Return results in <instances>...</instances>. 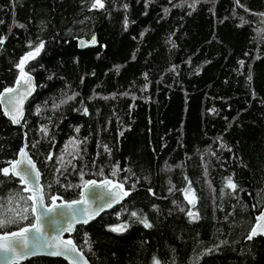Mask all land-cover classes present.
<instances>
[{"label": "trees", "instance_id": "trees-1", "mask_svg": "<svg viewBox=\"0 0 264 264\" xmlns=\"http://www.w3.org/2000/svg\"><path fill=\"white\" fill-rule=\"evenodd\" d=\"M192 2L104 0L103 9L89 10L88 0H0V36L6 38L0 91L14 85L16 63L32 51L28 45L44 42L24 68L38 89L23 121L43 185L52 183L51 192L64 200L78 198L80 189L65 190L53 174L73 137L87 138L79 145L83 159L59 177L61 184L82 183L80 170L83 180L112 178L119 164L128 171L115 179L128 177L127 189L135 185L123 203L69 235L92 264H152L153 256L161 264H264V236L246 239L264 207V23L257 15L264 0H199L195 10ZM94 34L98 46L80 49L78 40ZM74 93V100L53 108ZM23 140V128L0 105V168L16 159ZM228 176L237 189L222 193ZM188 181L195 208L179 191ZM21 187L0 174V195ZM189 209L199 219L191 220ZM131 211L146 214L153 227L135 222ZM122 221L126 231L108 230ZM21 264L68 263L38 256Z\"/></svg>", "mask_w": 264, "mask_h": 264}, {"label": "snow or ice", "instance_id": "snow-or-ice-1", "mask_svg": "<svg viewBox=\"0 0 264 264\" xmlns=\"http://www.w3.org/2000/svg\"><path fill=\"white\" fill-rule=\"evenodd\" d=\"M90 3L89 10H99L105 7L104 0H88ZM150 2V0H148ZM171 2V0H169ZM199 0H193L191 4H188L192 10H195L196 4ZM239 3V0H237ZM175 6V5H174ZM124 9L128 8L127 4L123 5ZM248 11L247 9H245ZM169 11L168 9L164 10ZM262 18L264 23V13L257 14ZM3 23V21H0ZM127 19H125V27H127ZM20 28H24L25 25L19 24ZM5 37L0 36V46L5 42ZM88 41H80V46H87ZM90 43L95 45L97 43L96 37H91ZM32 48V51L27 52L16 63L15 67L19 70V74L15 79L14 85L5 87L3 91H0V105H4L3 113L9 116L12 123L20 124L23 117V101L27 96L31 95L34 91L33 77L25 72L24 68L26 63L30 59H35L36 55L44 48V42L41 41L34 48L31 44L28 45ZM243 66V61L239 62ZM117 71L119 68L117 67ZM170 71H175L173 66ZM78 93L67 96L66 99L61 100L59 104H53V108H59L62 104L68 101L74 100ZM127 95V93H125ZM107 99V97H104ZM41 109H36L37 115L40 114ZM85 115L88 114V109L84 107L82 109ZM215 112V109H212ZM39 131L43 133L45 137L49 135V129L45 126H41ZM80 129L76 128L75 132L79 133ZM87 138L84 140H77L75 137L65 144L64 149L56 157L55 166L53 168L54 182L60 184L65 190L76 188L80 189L77 199L64 200L63 196L51 192L52 183L47 185L40 184V171L36 168V164L32 158L28 155L26 149L27 143L20 149L18 158L8 162L7 167L0 168V174L4 177L11 176L13 179L18 178V182L23 187L15 190H9L5 195H0V230L3 234L0 235V253H3V260L5 264H19L25 258L35 255H49V256H62L70 258L72 264H89L87 258L84 257L83 251L69 238L68 240L62 239L63 233H70L75 229L76 224H87L90 219H94L100 212L107 208H111L114 204L121 203V201L131 194L135 185L133 184L130 189L125 190L124 184L127 183L128 177H124L123 181L115 179L120 171H128L127 169L121 170L119 164L114 165L110 170V176L112 179L105 177L101 181L97 180H83L84 172L79 171V176L82 180L80 184H61L59 177L63 176L69 171H76V165L74 161L82 160L83 153L79 147L80 144L86 143ZM39 141H37L38 143ZM72 147V151H68L69 147ZM35 147V144H33ZM221 148L227 147L224 144H220ZM105 152H108L107 145H104ZM228 151H231L229 148ZM215 155V152H211ZM65 155L69 159L65 160ZM45 160L50 162L53 160V153L49 152L45 157ZM95 167V161H93ZM99 174L103 175V168L99 169ZM187 179V178H185ZM175 186L169 188V191H173ZM102 189L103 191L97 192L95 190ZM225 189H230L235 192L237 185L233 182L231 176L224 178V183L221 187L223 193ZM149 193L155 195L151 188L148 189ZM182 192L184 199L188 204L195 208L196 196L195 190L191 188V181H188V187L179 189ZM88 193H92L93 199L91 201L93 206H89ZM191 193V195H190ZM47 200V203H46ZM57 201H60L57 203ZM156 206L153 205V208ZM255 208L256 205H253ZM184 212V208L179 209ZM130 218H134L135 222L141 224L146 229H151L153 223H151L146 214L137 211L127 212ZM186 215L191 220L199 219V213L189 209ZM119 219V214L118 217ZM27 221V224L23 222ZM13 225L17 226V230L8 231ZM47 225V228L45 227ZM128 228V222L122 221L115 226H109L108 230L115 233H121ZM53 230L54 234L49 231ZM264 235V207H261L259 214L254 217V222L249 228L246 239L252 240L256 236ZM84 244L91 251V244L87 238L84 240ZM212 251V249H208ZM152 264H161V261L153 256ZM193 264H196L193 261Z\"/></svg>", "mask_w": 264, "mask_h": 264}, {"label": "water", "instance_id": "water-1", "mask_svg": "<svg viewBox=\"0 0 264 264\" xmlns=\"http://www.w3.org/2000/svg\"><path fill=\"white\" fill-rule=\"evenodd\" d=\"M94 36L96 37V41H97V43H96L95 45H92V44L90 43L91 38H90V39H87V38H80V39L78 40L79 48H80V49H86V48H91V47H96V46H98V44H99V42H98V35H97V34H94ZM81 40H83V41H88L89 43L87 44V46L81 47V46H80V41H81ZM29 74L33 77L34 91H32L31 95L27 96L26 99L23 101V117H22V119H21L20 124H14V125H17V126H21V127L23 128V130H24V140H23V145H22V147L25 145V143H27V133L25 132L26 127H25L24 122H23V121H24V117H25V109H26V105H27L28 101H29V100H30V99L36 94L37 89H38L37 80H36L35 75L32 74V73H29ZM1 107H2V109H3V108H4V105H1ZM7 118H9V116H7ZM9 119H10V118H9ZM10 120H11V119H10ZM27 145H28V143H27ZM22 147H21V148H22ZM26 151H27L28 155L32 158L33 162L36 164V168H37V169L40 171V173H41V170L39 169L38 163H37V161L34 159V157L32 156V154H31V152L29 151V148H28V147H27ZM17 158H18V155H17L16 159H17ZM16 159H15V160H16ZM16 179H18V178H16ZM110 179H112V178H110ZM91 180H97V179H91ZM101 180H103V179H101ZM101 180H97V181L99 182V181H101ZM40 184L43 185V183H42V173H41V175H40ZM124 188H125V190H128L125 186H124ZM95 191L100 192V191H103V190H102V189H97V190H95ZM87 195H88V197H89V202H90V203H89V206H93L92 203H91V201H92V199H93V195H92V193H88ZM128 197H129V195H128L127 197H125V198L121 201V203H123ZM59 202H60V201H57V203H59ZM46 203H47V200H46ZM121 203L114 204L111 208H107V209H105L104 211L100 212V214L97 215L94 219H90L89 223H87V224H76V225H75V229H74L72 232H70V233L66 232V233H63V234H62V239H63V240H68L69 238H71V237H69V235L74 234L75 231H76V229H77V227H79V226H81V225L86 226V225L90 224L91 222H93V221H95L96 219H98L103 213H105V212H107V211H110V210L114 209L115 207L119 206ZM45 227L47 228V225H46ZM16 230H17V229H16ZM13 231H14V230H13ZM49 231L52 232V234H54V231H53V230H50V229H49ZM2 234H3V233H0V235H2ZM260 236H264V235H260ZM256 237H259V236H256ZM256 237H254V238H256ZM254 238H253V239H254ZM71 239H72V240L74 241V243L77 245V243L75 242V240H74L73 238H71ZM77 246H78V245H77ZM78 247H79V246H78ZM79 248H80V247H79ZM83 255H84L85 258H87L89 264H92L91 261L89 260V258L87 257V255H86L84 252H83ZM38 256H46V257L62 258V259H64L68 264H72V260H71L70 258H65V257H62V256H49V255H35V256H31V257H28V258L23 259L22 261L19 262V264L24 263V262H26L27 260L32 259V258H34V257H38ZM0 264H5V262H4V260H3V253H0Z\"/></svg>", "mask_w": 264, "mask_h": 264}]
</instances>
